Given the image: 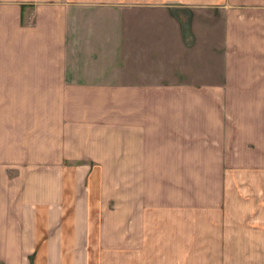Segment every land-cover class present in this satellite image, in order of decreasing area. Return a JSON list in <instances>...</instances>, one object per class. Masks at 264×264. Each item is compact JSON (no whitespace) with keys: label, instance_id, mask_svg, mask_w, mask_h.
Returning <instances> with one entry per match:
<instances>
[{"label":"crops","instance_id":"0c3cea01","mask_svg":"<svg viewBox=\"0 0 264 264\" xmlns=\"http://www.w3.org/2000/svg\"><path fill=\"white\" fill-rule=\"evenodd\" d=\"M152 170L260 194L264 251V0H0V264H64L71 184L87 215L97 173Z\"/></svg>","mask_w":264,"mask_h":264},{"label":"rangeland","instance_id":"374dc122","mask_svg":"<svg viewBox=\"0 0 264 264\" xmlns=\"http://www.w3.org/2000/svg\"><path fill=\"white\" fill-rule=\"evenodd\" d=\"M209 174L119 172L116 188L114 173H97L106 186L97 189L101 198L87 215L82 210L73 214L77 189L71 184L64 217L55 220L57 227L65 229L64 264H231L239 260L248 264L264 260V251L244 247L252 237L241 235L242 229L254 227V220L246 219V214L263 207L258 200L261 195L253 203L254 196L239 195L237 187L224 204L213 208L207 204L212 193L207 189ZM90 177L88 174L85 183ZM116 190L117 197L110 198ZM74 228L80 229V234L73 236ZM23 258L22 264H28L25 255ZM14 259L19 264V259Z\"/></svg>","mask_w":264,"mask_h":264}]
</instances>
